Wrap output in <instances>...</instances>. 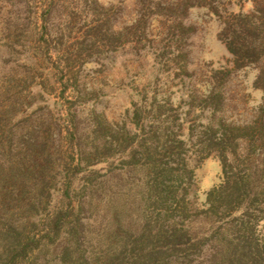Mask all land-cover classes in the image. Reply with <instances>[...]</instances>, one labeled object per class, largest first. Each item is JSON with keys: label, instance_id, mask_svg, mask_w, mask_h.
<instances>
[{"label": "rangeland", "instance_id": "obj_1", "mask_svg": "<svg viewBox=\"0 0 264 264\" xmlns=\"http://www.w3.org/2000/svg\"><path fill=\"white\" fill-rule=\"evenodd\" d=\"M0 202H48L22 264H57L68 205L89 256L113 216L137 236L145 202H184L176 226L205 237L154 264H206L254 202L264 253V0H0Z\"/></svg>", "mask_w": 264, "mask_h": 264}, {"label": "trees", "instance_id": "obj_2", "mask_svg": "<svg viewBox=\"0 0 264 264\" xmlns=\"http://www.w3.org/2000/svg\"><path fill=\"white\" fill-rule=\"evenodd\" d=\"M48 202H0V222H9L6 229L0 230V264H22L25 256L33 251V246L37 241L28 233L33 226L32 220L42 206ZM210 208L206 213H211L216 202H209ZM254 202H234L237 222L229 227L232 233L227 236L226 232L213 230L210 235L216 236L213 245L210 247L208 261L206 264H264V253L252 252L249 235L246 233L250 220L249 211ZM147 208L152 211L157 209L160 216L156 218L142 217L136 232L137 236L123 228L121 221L115 216L110 220L104 238L107 240L103 249L92 248L90 255L85 256L81 251V242L75 238L77 221L67 216L72 215V208L68 205L56 212L50 220V228H46L45 238L53 243L61 234L63 225L71 235L65 236L62 246L58 247L54 259L57 264H154L163 262L169 257L167 252L172 250L184 252L186 246L198 247L205 236L188 237L186 231L188 226L178 228L180 223L172 216L170 208L180 206L184 202H145ZM67 205V204H66ZM239 206V207H238ZM238 207V208H237ZM43 209V208H42ZM215 222V221H214ZM13 223V224H12ZM28 224V225H27ZM27 225V226H26ZM182 229V230H178ZM247 228V229H246ZM234 231V232H233ZM251 232V231H250ZM249 232V234H250ZM192 242V245H191ZM145 247V248H144ZM138 249V250H137ZM39 253V252H38ZM130 254L129 262L125 261L126 255ZM189 256L174 262L167 260V263L185 264ZM35 258L24 264H34ZM50 263V262H49ZM47 264V263H46Z\"/></svg>", "mask_w": 264, "mask_h": 264}]
</instances>
